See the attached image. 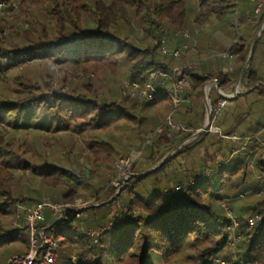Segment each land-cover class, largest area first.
<instances>
[{"label":"trees","instance_id":"obj_1","mask_svg":"<svg viewBox=\"0 0 264 264\" xmlns=\"http://www.w3.org/2000/svg\"><path fill=\"white\" fill-rule=\"evenodd\" d=\"M261 1L254 19L256 2L250 0H0V254L17 245L21 233L28 236L25 219L17 218L21 207L80 201L87 209L79 218L67 213L53 227L55 264H217L229 254L228 212L241 223L237 259L264 264V125L244 123V115L253 116L248 106L228 105L252 94L264 102V27L241 79L245 92L228 100L214 87L209 91L213 110L224 102L212 112V126L220 131L201 133L152 172L160 185L156 192L133 193L144 179L131 176L123 189L132 191L129 203L121 205L119 197L117 205L116 198L109 202L123 181L121 158L135 157L129 175L156 166L200 129L205 85L215 80L224 93L235 85L264 17ZM30 5L37 13L30 9L25 27L17 31L5 21L14 8ZM164 40L179 57L159 53ZM187 62L196 66L185 70L188 85L171 125L161 85L146 102L130 96L121 82L122 71L129 82H145L153 70L170 73ZM156 104L164 116L160 107L146 109ZM212 141H228L229 156L218 157L216 167L201 164L197 172L192 156L201 161V150ZM127 149L132 155L121 152ZM176 155L188 168L171 170L173 180L166 165ZM114 205L118 220L96 241L64 227L101 230ZM256 214L260 220L251 228L246 220ZM56 221L47 210L37 229Z\"/></svg>","mask_w":264,"mask_h":264},{"label":"built area","instance_id":"obj_2","mask_svg":"<svg viewBox=\"0 0 264 264\" xmlns=\"http://www.w3.org/2000/svg\"><path fill=\"white\" fill-rule=\"evenodd\" d=\"M250 1L256 2V8L254 10V19H256L260 9L263 6V2L261 0ZM162 31L166 32L165 29H162ZM182 35L185 38H188L189 36L186 32H183ZM158 51L164 56H180V51L177 49L168 48L165 44V40L162 41V44L158 48ZM224 56L228 55L225 54ZM195 66V62H187L181 68H174L170 73L162 69L153 70L148 73L145 82H127L125 83V88L127 89L130 96L136 97L139 100L150 102L155 99L158 86L161 85L163 87L161 89L162 94H165L170 100L171 113L167 118V122L169 123V125H171V115L177 110L180 104L182 90L188 85L187 74L185 73V70H189ZM167 82L168 85L166 84ZM223 104L224 102L220 103L219 101L216 108L214 110L212 109V112L218 113L220 107H222ZM161 129L162 126L158 128L157 132ZM134 159L135 157H124L119 160V170L122 173L123 181L129 177V174H126V170L130 167ZM177 191H180V188H176L175 190H173V192ZM65 207H69L70 209H67ZM65 207L53 203L50 200L39 202L30 207H21L17 214V218L19 221L21 220V218L25 219V232L29 236V248L28 251L24 254H18L10 257L5 264H55L57 258L58 243L54 236L55 228L53 227L58 225L65 218V215L67 213H72L75 219H77L87 209L86 203H81L80 201H77L72 207ZM47 210L52 212L53 215L57 216V221L60 219L61 220L58 224H52L54 226L51 229L43 228L38 230L37 224L44 220V212ZM21 214L23 215V217H21ZM228 215L230 216L231 223L228 227L229 232L226 241V249L232 256L233 262H230L229 260L223 258H218L215 262L217 264H242V262L239 261L236 257V248L242 238V233L239 231L241 223L238 218L232 216L229 212ZM115 219H110V221L108 222L109 224L101 230H94L91 228L79 230L74 228L70 224L65 225L64 227H68L70 230L76 231L81 234L95 237L96 241L101 231L109 230L114 225V223L117 222L116 220H118V218L116 220ZM259 220L260 215L256 214L253 217L247 218L246 223L249 227L252 228ZM14 225L19 224L15 223ZM72 260H74V258H72Z\"/></svg>","mask_w":264,"mask_h":264},{"label":"rangeland","instance_id":"obj_3","mask_svg":"<svg viewBox=\"0 0 264 264\" xmlns=\"http://www.w3.org/2000/svg\"><path fill=\"white\" fill-rule=\"evenodd\" d=\"M33 7L31 8V5H30L29 7H27L26 9H23V10L22 9H19V7H16L12 11V14H13V12L16 11L15 14H14V16H12V17L8 16L5 19V21L8 22V23H10V24H12L13 26L15 25L13 27V29H16L18 31L20 28L26 26L25 16H26V14L28 12L29 13L31 12L30 9H33L32 11H34L35 14L37 13L36 6L34 5ZM121 74H122V77H121L122 78V81L121 82L127 83V82L130 81L128 78H126L124 71H122ZM241 90H244V89L241 87ZM234 91H235V85H233L225 93L224 92L223 93L226 94V95H228V96H232L233 93H234ZM239 94H242V93H239ZM221 102H223V101H220V103ZM141 103H139V104H141ZM228 105L232 108L231 110H235V108H236V110H240V109L241 110H244L245 107L248 106V108L250 109V114L253 115V116L244 115L242 117V119H244L243 120L244 123L247 124V125H250L251 124L253 127L255 126V124L264 125V102L261 101V100H259V97L257 95H255V94L247 95V96L246 95H243V96L239 97L236 101L230 102ZM158 107H160V108H158ZM161 107L162 106H160V104H158V105L156 104V105L147 106L146 109L153 110L154 108H158L159 117H161V116H164L165 115L164 114L165 113V110L163 109V107L162 108ZM226 110H228V109L226 108ZM214 114H217V113H214ZM219 121H220V119H218V121L216 123L217 125H219V123H218ZM212 123H213V120H212ZM221 128H224V126L221 125ZM209 131L210 130H208V132ZM144 133H145V128L142 127L141 128V134L143 135ZM215 133H217V131ZM248 140L246 142H248ZM212 142L214 143L213 145H210V143H208V142L205 143L203 150H201V153L199 154V158L202 159L201 161L198 160V157H197L196 154H195L196 156L195 155L192 156L193 162H192V160L190 162H192V164L194 165V167L197 169V172L199 171V168H200L199 165H201V164H206L207 162H209V164H211L213 167H216V165L217 166L220 165L219 161H217L218 157H221L222 159H227L228 158V156H229V146H227L228 141H218L217 143H215V141H212ZM135 146H136L135 148L133 147L135 149L134 151H136V149L138 147V144L136 143ZM242 147H244V146H242ZM141 149H142V147L139 146V151H141ZM134 151L127 149V150H122L121 152H123L125 154L132 155V152H134ZM205 151H206V153H205ZM133 155L135 156L134 153H133ZM164 157H166V156H164ZM169 157H171V156H169ZM169 157L167 158L166 161L169 160ZM189 159H191V158L189 157ZM210 159H211V161H210ZM139 160H141V159H139ZM166 161L164 162V164L166 163ZM163 165L161 167H163ZM187 166H188V164H185L184 165L183 160H181V157L178 156V155H176L166 165V167H167L166 169L167 170L169 169V173L171 174V176H169V178L172 179L173 174H174V173H171V170H173V172H180V174H181V173H183V171H185V169L188 168ZM161 167H159V168H161ZM192 172H194V171H192ZM127 179H125L124 181H122V184L120 186H118L117 191L115 192V193H117L120 190V192L118 193V196L115 199L116 205H117V198L118 197H119V203L121 205H125V204H128L129 203V198L131 196L130 193H132V191L129 192V189L123 190L125 188V186H126ZM143 179L144 180H142L141 183H139L133 189V193L138 194V195H141V196H144V195L151 194V193L156 192L157 190H159L158 189V186H160V185H157L156 184V181L154 180V177H153L152 174L151 175H148L147 177H145ZM173 180H174V177H173ZM118 183H119L118 180L117 179H114L113 185L114 186H117ZM238 204L239 203H235L234 202L233 204H231V207L232 208H234V207L237 208ZM116 205H114L113 208L110 210L111 215H110V218H109L108 222L110 221V219H113V218L115 219L116 216H117L116 215V212H115L116 211V208H117ZM94 206L95 207H98L100 205L96 204ZM235 217L238 218L237 215H235ZM108 224L109 223H107L106 225H108ZM28 245H29L28 236L26 234H24V233H21L19 235V237H18L17 245H15L14 247H6V248H4L3 249V252L1 251L0 259L1 260H4L5 258H8V257H10L12 255L22 254L25 251V249H26V247ZM230 256L231 255L229 253L226 258L228 260H230Z\"/></svg>","mask_w":264,"mask_h":264},{"label":"water","instance_id":"obj_4","mask_svg":"<svg viewBox=\"0 0 264 264\" xmlns=\"http://www.w3.org/2000/svg\"><path fill=\"white\" fill-rule=\"evenodd\" d=\"M263 27H264V17H263V19H262V21H261V23H260V25L258 27V31H257L256 35L254 36V38H253V40L251 42V46H250V50H249V55L247 57V60L245 62V65H244V67H243V69H242V71H241V73L239 75V78H238L237 82L235 83V91H234L233 95L232 96H228V95L224 94L223 92H221L218 89V85H217V82L215 80L208 82L205 85L204 90H203V95H204V108H205V120H204V123H203L202 128L199 131H197L189 140L185 141L179 147H177L176 149L172 150L156 166H154L153 168L145 171L144 173L129 175V177L134 176V177H138V178H144L147 175H150L156 169H158L159 167H161L164 164V162L167 160V158L169 156H171L172 153H174L175 151H177L182 145H184V144L188 143L189 141L193 140L195 137H197L201 133L208 132V130H212L213 129V127H212V105H211V102H210V99H209V91L211 90L212 87H214L215 90L218 92V94L222 98L228 99V100L234 99L239 93L245 92V90H241V79H242V77H243L246 69L248 68L250 62H251V59H252V56H253V53H254V49H255L256 42L258 40V37H259L261 31L263 30ZM119 192H120V190L109 200V202H112L118 196V193ZM65 208L70 209L69 207H65ZM60 220H58L56 223H54V225L55 224H58L60 222ZM54 225H50L47 228L48 229H51Z\"/></svg>","mask_w":264,"mask_h":264},{"label":"crops","instance_id":"obj_5","mask_svg":"<svg viewBox=\"0 0 264 264\" xmlns=\"http://www.w3.org/2000/svg\"><path fill=\"white\" fill-rule=\"evenodd\" d=\"M203 123H204V122H203ZM202 126H203V124L201 125L200 129L202 128ZM212 127H213V130H210V131L207 132V133H210V132H216V131L219 132V131H220L219 128L214 127V126H212ZM200 129H198L197 131H199ZM197 131H196V132H197ZM197 137H198V136H197ZM195 138H196V137H195ZM195 138H194V139H195ZM202 142H204V140L199 141L198 144H197V146H198V145H201ZM205 153H206V151H205Z\"/></svg>","mask_w":264,"mask_h":264}]
</instances>
